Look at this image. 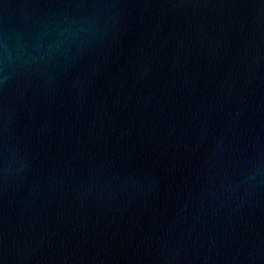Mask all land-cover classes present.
Listing matches in <instances>:
<instances>
[{
    "label": "water",
    "instance_id": "95a60500",
    "mask_svg": "<svg viewBox=\"0 0 264 264\" xmlns=\"http://www.w3.org/2000/svg\"><path fill=\"white\" fill-rule=\"evenodd\" d=\"M0 264H264V0H0Z\"/></svg>",
    "mask_w": 264,
    "mask_h": 264
}]
</instances>
